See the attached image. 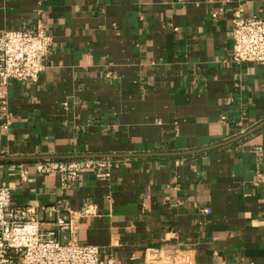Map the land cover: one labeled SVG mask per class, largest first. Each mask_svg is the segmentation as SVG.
Returning <instances> with one entry per match:
<instances>
[{
    "label": "crops",
    "instance_id": "obj_1",
    "mask_svg": "<svg viewBox=\"0 0 264 264\" xmlns=\"http://www.w3.org/2000/svg\"><path fill=\"white\" fill-rule=\"evenodd\" d=\"M236 11L264 19V0H0V34L52 38L37 81L5 88L11 204L51 230L60 203L57 239L121 264H264V64L231 60ZM97 155L120 162L71 186L33 168Z\"/></svg>",
    "mask_w": 264,
    "mask_h": 264
},
{
    "label": "built area",
    "instance_id": "obj_2",
    "mask_svg": "<svg viewBox=\"0 0 264 264\" xmlns=\"http://www.w3.org/2000/svg\"><path fill=\"white\" fill-rule=\"evenodd\" d=\"M231 32L232 61L264 64V19H246L236 11ZM51 44L52 38L42 22L32 29L7 30L0 34V120L8 123L10 118L5 92L8 82L37 81L45 68L44 60ZM119 162L111 157L44 159L35 162L33 168L39 174H57L62 186H71L82 171L102 170L108 176ZM29 174L27 168L18 167L20 181H25ZM60 207L57 203L46 209L54 217L55 229L44 230L32 210L13 206L9 188L0 186V264H121L112 258L102 259L95 245L58 240L57 231H74L71 219L62 215ZM202 212L209 215L211 209L204 207ZM134 264L170 263L147 260Z\"/></svg>",
    "mask_w": 264,
    "mask_h": 264
},
{
    "label": "rangeland",
    "instance_id": "obj_3",
    "mask_svg": "<svg viewBox=\"0 0 264 264\" xmlns=\"http://www.w3.org/2000/svg\"><path fill=\"white\" fill-rule=\"evenodd\" d=\"M171 264H192L189 262H186L183 258H177L174 262H172Z\"/></svg>",
    "mask_w": 264,
    "mask_h": 264
},
{
    "label": "water",
    "instance_id": "obj_4",
    "mask_svg": "<svg viewBox=\"0 0 264 264\" xmlns=\"http://www.w3.org/2000/svg\"><path fill=\"white\" fill-rule=\"evenodd\" d=\"M85 157H112V156H110V155H97V156H85Z\"/></svg>",
    "mask_w": 264,
    "mask_h": 264
}]
</instances>
